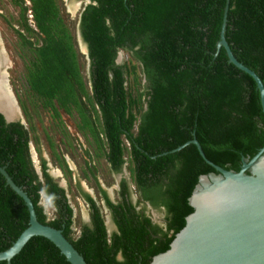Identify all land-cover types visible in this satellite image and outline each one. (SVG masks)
<instances>
[{
  "label": "trees",
  "instance_id": "trees-1",
  "mask_svg": "<svg viewBox=\"0 0 264 264\" xmlns=\"http://www.w3.org/2000/svg\"><path fill=\"white\" fill-rule=\"evenodd\" d=\"M31 1L41 44L26 68L29 89L55 116L54 104L66 113L76 108L86 119L80 102L85 98L95 119L88 116L91 127L86 122L80 129L91 135L112 172H120L128 151L139 199L130 203L125 181L116 204L98 187L117 228L108 237L95 201L82 192L91 227L81 225L74 235L65 190L43 158L39 178L30 159L29 131L19 122L6 123L1 114L0 167L37 208L38 222L61 230L86 264H149L169 249L193 212L188 199L199 176L215 173L195 145L173 150L195 139L205 157L224 169L264 125L254 80L228 62L222 47L217 50L227 5L225 40L236 60L264 83V0H89L80 33L90 60V95L55 0ZM120 52L130 60L117 64ZM42 189L55 196L51 219L40 204ZM140 202L164 210L165 229L151 222L143 205L136 210ZM28 219L24 201L0 174V251L27 228ZM10 264L69 263L50 241L39 238Z\"/></svg>",
  "mask_w": 264,
  "mask_h": 264
},
{
  "label": "water",
  "instance_id": "water-1",
  "mask_svg": "<svg viewBox=\"0 0 264 264\" xmlns=\"http://www.w3.org/2000/svg\"><path fill=\"white\" fill-rule=\"evenodd\" d=\"M227 9L226 5L217 50L222 47L228 62L254 80L264 115V83L236 60L225 40ZM120 59L118 53L117 64ZM0 114L6 123L13 121L2 110ZM188 144L196 146L215 173L199 176L188 199L193 212L186 217L185 226L175 235L169 249L154 256L149 264H264V125L259 124L224 169L205 157L195 139L173 152ZM34 170L41 179V172L35 165ZM0 174L6 185L24 201L29 214L27 228L8 249L0 251V261L7 264L18 261L31 241L44 238L69 264H86L61 230L38 222L37 208L34 211L29 197L14 184L5 168L0 167ZM58 185L64 187L61 183Z\"/></svg>",
  "mask_w": 264,
  "mask_h": 264
},
{
  "label": "rangeland",
  "instance_id": "rangeland-1",
  "mask_svg": "<svg viewBox=\"0 0 264 264\" xmlns=\"http://www.w3.org/2000/svg\"><path fill=\"white\" fill-rule=\"evenodd\" d=\"M55 3L59 8V16L63 25L73 38L85 90L90 95L86 50L78 36V21L84 5L79 0H55ZM6 12L8 17L15 18L9 6ZM29 28L34 33L26 31L24 26L18 23L14 26L0 24V46L10 64L6 71L10 97L15 104L17 103L18 107L19 117L17 116L15 120L20 118L25 129L29 131L30 148L35 167L39 170L40 158H43L48 166L50 176L56 183L63 184L68 203L73 210L74 235H78L80 227L86 222L89 213L81 193L89 192L101 205L102 199L96 192V185H102L103 188L110 191L109 195L115 201L116 176L109 169L103 152L97 150L88 131L79 129L86 122H88L86 125L91 127L92 121L90 119H95L92 107L87 101L85 113L90 119L87 115H81L86 118L82 120L76 108H72L70 113H66L56 104L54 106L58 116H55L49 108L42 106L41 99L29 89L26 81V68L34 57V49L41 44L40 35L37 34L36 28ZM24 39L33 45L24 43ZM120 55V63L124 60H130L126 53L120 52ZM137 74L139 75V68ZM132 93L135 95V90H132ZM92 105L96 109L95 105ZM38 149L39 151H37ZM124 158L127 160L124 171L126 178H128L131 175L129 169L132 167L128 151H125ZM85 163L89 164L86 165ZM65 165L66 168L69 167L72 174L67 173ZM90 165L91 167H89ZM76 181L77 183L74 184ZM130 188L131 198L137 202L139 194L132 180ZM140 207H142L141 204L138 205V208ZM103 211L105 210L103 209ZM159 214L161 217V212ZM46 215L51 219L55 216V210L50 208Z\"/></svg>",
  "mask_w": 264,
  "mask_h": 264
},
{
  "label": "flooded vegetation",
  "instance_id": "flooded-vegetation-1",
  "mask_svg": "<svg viewBox=\"0 0 264 264\" xmlns=\"http://www.w3.org/2000/svg\"><path fill=\"white\" fill-rule=\"evenodd\" d=\"M79 1L82 2L83 5H84L82 11L84 10L85 6L90 3L89 0H79ZM8 6L10 7L12 13L15 15V18L8 17V14L6 12V9H7ZM32 6L33 5H32V1L31 0H0V24H5V25H8V26H14L16 23H18L21 26H27V27L36 28V22H35V19H34ZM58 10H59V8H58ZM82 11H81V13H82ZM80 20H81V14L79 16V21H78L79 22L78 36H79L80 42L82 43V45L85 47V50H86V57H87V61H88V77H89L90 60L88 58L87 46L83 42V39H82V36H81V33H80ZM36 32H37V30H36ZM9 67H10V64L7 61V58L5 57L4 52L2 51V48L0 46V76L2 74L7 76V74H6L7 72L6 71L9 69ZM89 86H90V83H89ZM9 92L10 91H9V86H8V92L7 93H9ZM80 102H81V105L85 109V106L87 105L86 104V99L82 97V98H80ZM16 107H17V103H16ZM17 112H18V110H17ZM17 112H16V115L13 118L12 122H19L23 126L22 122L20 121V118H18V120H15V118L17 116L19 117ZM12 122H10V123H12ZM29 151H30V159H31V162H32L33 167H34V161H33V157H32V154H31L30 142H29ZM37 151H39V150H37ZM85 164L88 165L89 163H85ZM124 166H125V163L123 164L120 172H113L114 176H116L115 180L117 182L116 183L117 184V190H116V200L115 201H113L111 199V197L109 195L110 191L106 190L105 188H103L102 185H96L97 186L96 187V192L99 194L100 198L102 199L101 200L102 201L101 205L98 204V202L96 201V198H94L91 194H89V192H84V193L88 194L95 201L97 207L99 208L100 215H101V217H102V219L104 221V225L106 227L108 237H110L114 232H117V228H116V226H115V224L113 222L111 211L107 207V205L105 203V200H104V198H103V196H102V194H101V192H100L98 187H100L103 191H105L106 196L109 198V200L112 203L116 204L120 200V195H119L120 184H121L122 181H125L127 183V188H128V192H129L128 193L129 194V201H130V203L135 205L136 202H134L132 200V198H131L130 184H131V180L132 179L130 178V176L128 178H126L125 171H124V169H125ZM89 167H91V165ZM47 169H48V166H47ZM39 170H40V168H39ZM129 178H130V180H129ZM76 183H77V181L74 184H76ZM82 196H83V199H84V201L86 203V206L88 208V211H89L88 216H87L88 218H87L86 222L83 223L82 225H86V226L91 227V212H90V209H89V204L85 200L84 195H82ZM140 204L145 207L144 214L147 215L151 219V222L153 224L165 229L166 224H165V219H164L165 218L164 210L162 208L158 209L156 207H152L148 202H145V203L140 202L138 205H140ZM103 209L105 211H103ZM140 209H141V207L140 208H138V207L136 208V210H140ZM159 212H161V217H160ZM118 258H120V257L118 256Z\"/></svg>",
  "mask_w": 264,
  "mask_h": 264
},
{
  "label": "bare ground",
  "instance_id": "bare-ground-1",
  "mask_svg": "<svg viewBox=\"0 0 264 264\" xmlns=\"http://www.w3.org/2000/svg\"><path fill=\"white\" fill-rule=\"evenodd\" d=\"M8 92V81L6 75L0 76V110H2L5 115L13 119L17 112V107L13 103L12 98L10 97V92ZM18 113V112H17Z\"/></svg>",
  "mask_w": 264,
  "mask_h": 264
},
{
  "label": "clouds",
  "instance_id": "clouds-1",
  "mask_svg": "<svg viewBox=\"0 0 264 264\" xmlns=\"http://www.w3.org/2000/svg\"><path fill=\"white\" fill-rule=\"evenodd\" d=\"M57 184H59V183H57ZM39 195H40L41 207L44 209L45 213L47 214L48 210L50 208L54 207L55 196H54V194H47L46 190H44V189L41 190ZM66 196H67V194H66Z\"/></svg>",
  "mask_w": 264,
  "mask_h": 264
},
{
  "label": "crops",
  "instance_id": "crops-1",
  "mask_svg": "<svg viewBox=\"0 0 264 264\" xmlns=\"http://www.w3.org/2000/svg\"><path fill=\"white\" fill-rule=\"evenodd\" d=\"M68 168V170L70 171V174H72V172H71V170L69 169V167H67Z\"/></svg>",
  "mask_w": 264,
  "mask_h": 264
}]
</instances>
